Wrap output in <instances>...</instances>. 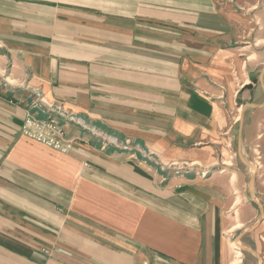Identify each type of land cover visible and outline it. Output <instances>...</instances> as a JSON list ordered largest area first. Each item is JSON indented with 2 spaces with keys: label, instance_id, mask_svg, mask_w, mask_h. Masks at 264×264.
<instances>
[{
  "label": "crops",
  "instance_id": "obj_1",
  "mask_svg": "<svg viewBox=\"0 0 264 264\" xmlns=\"http://www.w3.org/2000/svg\"><path fill=\"white\" fill-rule=\"evenodd\" d=\"M258 1L0 0V264L243 261L226 240L256 208L215 151ZM51 114L70 149L23 133Z\"/></svg>",
  "mask_w": 264,
  "mask_h": 264
},
{
  "label": "rangeland",
  "instance_id": "obj_2",
  "mask_svg": "<svg viewBox=\"0 0 264 264\" xmlns=\"http://www.w3.org/2000/svg\"><path fill=\"white\" fill-rule=\"evenodd\" d=\"M258 3L257 8L250 13L255 23L250 35L251 45L248 44L250 46L242 52L241 58L250 61L251 64L256 62L259 64L250 77L245 71L243 73V70L239 71L238 69L232 70L227 76L229 81L235 82V89L231 90L230 97L236 94L237 98L236 103L230 106L232 109L229 113L230 121L226 126V138H223L226 143L217 146L215 151L219 167L226 169L224 173L232 176L233 186L238 189L237 186L240 185V192H242L243 197L247 202L254 204L256 208L257 215L251 223L236 227L228 233L227 243L233 249L234 254L236 252V255L239 254L240 256L236 258V262L243 258L239 264H264V166L261 158L262 149L257 146V151H255L244 137V130L252 121L251 113L255 104V97L258 100L264 98L261 80L262 75L264 77V74L261 75L264 68V29L261 28L262 23H260L261 18L264 17V0H259ZM241 45L245 44L242 42ZM247 65L248 70L251 65L248 63ZM244 81L248 82L247 85L240 88L238 84H242ZM53 107L56 106L53 105ZM52 116L62 123L58 117ZM239 151L242 157H240ZM178 166L187 167V164H179ZM236 173L239 177H236Z\"/></svg>",
  "mask_w": 264,
  "mask_h": 264
},
{
  "label": "built area",
  "instance_id": "obj_3",
  "mask_svg": "<svg viewBox=\"0 0 264 264\" xmlns=\"http://www.w3.org/2000/svg\"><path fill=\"white\" fill-rule=\"evenodd\" d=\"M23 133L56 149L68 150L72 146L71 142L66 141L64 125L52 115L45 119L28 116L23 124Z\"/></svg>",
  "mask_w": 264,
  "mask_h": 264
},
{
  "label": "water",
  "instance_id": "obj_4",
  "mask_svg": "<svg viewBox=\"0 0 264 264\" xmlns=\"http://www.w3.org/2000/svg\"><path fill=\"white\" fill-rule=\"evenodd\" d=\"M241 155V154H240ZM241 157H242V155H241ZM251 187L253 188V185L251 184Z\"/></svg>",
  "mask_w": 264,
  "mask_h": 264
}]
</instances>
